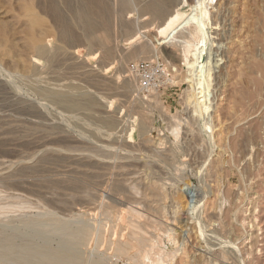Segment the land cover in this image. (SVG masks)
Returning <instances> with one entry per match:
<instances>
[{
    "label": "rangeland",
    "instance_id": "374dc122",
    "mask_svg": "<svg viewBox=\"0 0 264 264\" xmlns=\"http://www.w3.org/2000/svg\"><path fill=\"white\" fill-rule=\"evenodd\" d=\"M63 1L56 2L64 12L68 9H65L67 7L62 4ZM74 1L73 5H78L79 1ZM110 1L109 5L113 3L111 8L112 11H115L113 15H116L112 18H116L115 25L113 22L112 33L115 34L116 31L119 33L118 35L117 33L112 34L114 35L113 41L117 43L118 40L117 44L115 42L113 44L115 47L122 45L123 49L118 47L116 52L119 53L117 50H122L123 53H119L121 57L116 53L117 59L112 60V63L109 61L101 63L102 51L97 48L92 49L85 43L74 49L65 46L59 40L58 30L51 18L42 14L39 0H34V11L40 18L42 17L44 22L42 27L37 29L39 34L36 33L39 36L43 34L42 39L46 36L44 42L46 45L48 44L52 53L55 48H60L65 52L64 58H67V60L63 58V62L61 60L57 64L59 67L66 65L62 68L66 71H62L60 67L62 72H53L57 71L59 67L56 66L58 69L54 70L55 66L52 63L48 65V62L42 61V65L38 67L39 70L46 73L43 75L40 71L41 75H36L33 64L27 62L31 66L29 67L17 62L20 58L30 56L26 42L24 43L26 40L25 30H27L30 21H28L23 0H0V85L6 86L5 89L0 86V141L6 140L4 144L9 147L10 151L12 150V155H14L12 157L9 151L6 152V156L0 152V179H6L11 174L18 173L23 167L25 168L22 175L19 172L18 176L15 174L17 177L11 178L13 183L16 182L15 188L17 185L22 186H18L19 189L16 188L15 192L12 184L11 188L10 185H4L8 188L3 187L4 179L2 180L0 205H5V207L11 204L30 206L29 209L6 211V214L4 213L0 217V223L3 221L2 224H4L9 219L16 222L22 218L31 221L38 218L47 223L52 221L54 224L72 222L74 227L79 223V226L88 225L91 227V233L85 239H80V242L77 241L83 264H95L100 260L105 264H141V262L149 264L151 261L150 264L153 262V264H160L159 260L156 261L157 257V259L161 257L162 262L163 258L166 259L163 264L165 262V264H218V262L219 264H264V0H231L232 5L226 12L227 14L225 13L226 15L216 12L219 16L214 13V17L213 14L210 22V35L213 36L211 61L213 63L218 59L220 62L218 65L215 62L212 64L216 67L211 72L213 74L211 75L213 83H210V90L212 89L210 91L211 109L210 113L202 119L190 118V114L183 104L186 92L191 88L185 81L187 73L179 49L174 47V50L167 44L162 45L164 40L160 42L161 45L159 43L157 45L156 42L159 41L156 40L157 30L154 24L141 29V31L143 36L150 34L154 37L150 40L152 39L151 46H155L156 49H153V52L148 55L155 57L151 60H142L140 58L146 55L141 54L139 59L128 61L126 53H129V49L132 52L131 49L134 50L132 47H136V45L129 46L124 41V35L120 31L118 23V18L120 22V17H118L120 14L119 0L118 2H113L117 0ZM215 2L217 0L214 1L213 7L216 5ZM189 10L187 8L185 12H189ZM131 12L126 17L130 15L132 20L138 18L137 12ZM64 13L71 18L68 11ZM228 14L230 15L227 17ZM214 21L218 25H215ZM3 33H5V38L2 37ZM229 33L230 36H227ZM239 43H243V45L239 47ZM234 45L236 47H233ZM122 56L123 59L125 58L124 62L128 61L124 63V66L120 59ZM20 60L22 61V59ZM157 60L163 62L166 67L164 72L156 73L159 82L157 84L162 83L159 85L160 89L151 94L138 92V74L133 73L131 67L137 63L156 62ZM107 62L109 65H106ZM71 64H74L73 71H68L67 66L69 67ZM21 66L23 67L22 72ZM73 66H70L69 69ZM24 70L30 71L24 72V74ZM90 70L94 72L89 73ZM67 72L70 77L67 76ZM71 72L74 76L72 78ZM31 74L35 76H31ZM62 74L65 77L59 79L58 77L63 76ZM89 74L93 78L96 75L97 78L101 75L103 77L101 76L99 80L96 79V85L91 82L92 86L89 88L88 82L90 81L86 79L89 78ZM128 75L131 79H126ZM30 76L35 80L33 78L30 80ZM66 76L68 80L65 79ZM112 77L119 81L118 84ZM73 78L82 81L78 83ZM101 78L106 81L101 83L103 81ZM54 79L61 82H53ZM133 79L136 87L128 93H123L124 84L121 82ZM16 80L22 81L19 84ZM112 80L117 86L112 83ZM83 82L88 85H83ZM104 85H108L107 89ZM109 86H111L109 91L115 88L118 90L109 92ZM39 87L60 94L72 87L74 88L73 92H76L74 98L77 103H87L86 100H90L89 98L94 104L97 103L93 107V112H95H92V108L84 106L86 103H79L80 108L77 106L70 109L61 104L45 101L37 93L39 89H35ZM120 91L122 95L118 96ZM33 92L34 94H32ZM112 95L115 96L112 97ZM105 96L111 98L106 97L109 99L106 100ZM84 99L86 100L84 101ZM30 107H35V109ZM78 110L79 112H77ZM90 117L92 118L90 119ZM107 118L109 119L107 120ZM117 121L119 122L117 123ZM180 121L183 123L180 126V136L176 139L172 135V127ZM142 123L146 124L145 131L141 128ZM37 137L38 139H36ZM60 140L59 146L62 148L54 145L57 144L56 141L60 143ZM28 141L35 144L40 141L37 144L38 148L28 144ZM109 142H112L113 145ZM38 145H43L44 148ZM93 148L97 150L93 151ZM43 152L48 153L44 154ZM72 152L77 153L72 154ZM63 153L65 158L60 157ZM107 153L112 154L113 157L109 154L108 159L104 158ZM98 154L103 157L100 158ZM47 155L50 162L44 160ZM74 157L77 159V165ZM88 157L90 159L85 160ZM78 160L80 161L78 162ZM98 161L99 163H97ZM92 162L93 164H91ZM78 165L80 166L78 167ZM100 173L102 176L98 177ZM86 184H90V186ZM24 188L25 190H23ZM79 188L82 191H79ZM74 192H76L75 195H73ZM72 196L75 197L70 198ZM131 210L138 211L141 216L133 217ZM44 211H47V214ZM79 219L81 222H78ZM130 223L141 226L145 235L151 240L146 247L147 250H150V246L154 245L151 261L139 262L138 259H131V257L136 258L137 255L134 250L130 251V256L116 253V249H114L116 245L129 236ZM161 254H164L163 257ZM165 254L168 257H164ZM169 256L171 257L169 258ZM232 258L234 260H231Z\"/></svg>",
    "mask_w": 264,
    "mask_h": 264
},
{
    "label": "bare ground",
    "instance_id": "6f19581e",
    "mask_svg": "<svg viewBox=\"0 0 264 264\" xmlns=\"http://www.w3.org/2000/svg\"><path fill=\"white\" fill-rule=\"evenodd\" d=\"M23 0V5H25L24 9L26 11V14H27V17L29 18L28 21H30L29 25H27V30L25 35V39L24 40V43L26 42V47L28 49V54H29V51H30V56H27L29 58H20L22 59V61L19 59V61L17 62H20V63H23V65H30V64H27L28 63H31L33 64V67L36 69V75H39L41 72L43 73V71L39 70V67L38 66H41L42 65V61H46L48 62V65L49 64H53L55 66L54 70L56 69V66H58L57 64L61 62H63V58L65 55V52L60 49V48H55L54 49V52L52 53L49 48H48V44L46 45L45 42H44V39L43 38V34H41L40 36L38 35L39 33L37 32V29H39V27L41 28L42 25H43V21H42V17L40 18V16L38 14H36V12L34 11V0ZM56 1L58 0H39V6H40V10L42 12L43 15H46L48 17L51 18L52 22L55 24L56 28H57V32L59 33V40L65 44V46L69 47V48H75V47H78V46H81L82 44L85 43L88 44L92 49L93 48H97L99 49V51L101 50L102 51V55H103V59L102 57H100L102 59V61H100L101 63H103V61H109L111 62L112 60L114 59H117L116 57V48H120V49H123L121 48V46H118L115 47V45L113 44L114 42L116 43V41H113L112 37L117 33V31L114 33H112V30H113V22L114 20L116 19H112L114 17H116V15H113L115 13V11H112V8L111 6L113 5H109V1L110 0H78L79 2L77 3L78 5H73L75 3L74 0H64L62 4H65L67 8L65 9H68V10H65L64 12H69L70 15H71V18H69L68 14H65L63 11H62V8L60 7L59 3H57ZM74 1V3H73ZM77 1V0H76ZM113 1V0H111ZM110 1V2H111ZM214 1L216 0H119V5L120 9L119 10V16L120 17V22H119V18H118V23L120 25V31L123 33L122 35L123 38H124V41L127 42V45L129 46H134L136 45V47H132L134 48L131 49L132 52H130V49H129V53L127 52H124L126 54H128L126 56V58L128 57V61L129 60H132V59H139V55L143 54V55H146L148 57H142L140 59H153L155 56L152 55V56H149L148 54L152 53L153 52V49H156L155 46L152 47L151 46V40L150 38H152L153 36H150V34H146L143 36L142 34V31L141 29H145L147 27H150L152 25H156V30H157V41L159 42H156V44L158 45H161L160 42L162 40L163 44H167L168 46L170 47H174L175 48H178L179 51H180V56L182 57V61L184 62L183 66L185 67L186 69V73H187V76L185 78V81L189 84L191 90L190 91H187L186 92V97L184 98V101H183V104L186 108V110H188V114H190V118H205L206 115H208L210 113V109H211V99H210V88H211V85L210 83L212 84L213 82H211V79L213 78V74H211L212 72V69H214L216 67V65L219 64L220 60H215L214 62L217 63L215 66L212 65V41H213V36L211 37L210 35V22H211V19H212V16L214 13L218 12L220 13L221 15L225 14L226 12H228L230 10V7L232 5V1L231 0H217L216 5L215 7H213V4H214ZM113 2H118L117 1H113ZM26 3V4H25ZM61 3V2H60ZM116 4V3H114ZM117 6V7H118ZM116 7V6H114ZM189 8V12H185V9ZM212 12V10H214ZM118 13V10H116ZM137 12L139 15L138 18L132 20V18H130V15H128V17H126V15L129 13V12ZM113 12V13H112ZM132 13V12H131ZM217 14V13H216ZM227 14V13H226ZM225 14V15H226ZM218 15V14H217ZM216 15V16H217ZM230 14L227 15V17L229 16ZM219 16V15H218ZM214 17H215V14H214ZM142 19V20H141ZM216 20V19H215ZM116 21V20H115ZM226 21V20H225ZM224 22V21H223ZM228 22V21H227ZM226 22V23H227ZM117 23V24H118ZM214 24L215 25H218L217 22L214 21ZM114 25H115V22H114ZM227 25V24H226ZM118 26V25H117ZM116 27V26H115ZM227 27V26H226ZM117 29V28H116ZM217 29V28H215ZM226 29V28H224ZM229 31H230V28H228ZM154 31V30H152ZM228 31V30H226ZM38 34H37V33ZM216 32V31H215ZM232 33V30L230 31ZM234 32V30H233ZM5 33H3V36ZM114 34V35H112ZM119 33H117L118 35ZM145 34V33H144ZM228 34V33H227ZM234 34V33H232ZM231 34V35H232ZM116 35V36H117ZM42 36V38H41ZM115 36V38H116ZM120 36V35H119ZM224 36V35H223ZM227 36H230V33L229 35ZM237 36V35H236ZM121 37V36H120ZM234 37V36H233ZM5 38V37H4ZM3 38V39H4ZM122 38V37H121ZM122 38V39H123ZM154 38V37H153ZM229 38V37H228ZM227 38V39H228ZM232 38V37H231ZM117 39H120V38H117ZM116 39V40H117ZM46 41V40H45ZM239 41V40H238ZM233 42V41H232ZM241 42V41H240ZM117 43H118V40H117ZM116 43V44H117ZM216 43V42H215ZM226 43V42H225ZM224 43V44H225ZM238 43V42H236ZM120 44V43H119ZM218 44V43H217ZM221 44V43H220ZM232 44V43H231ZM235 44V43H234ZM24 45V44H23ZM228 45V44H227ZM230 45V43H229ZM243 45V43H239V47ZM3 46V45H2ZM231 46V45H230ZM64 47V46H62ZM65 47V48H67ZM220 47V45H219ZM226 47V46H225ZM224 47V48H225ZM232 47V46H231ZM233 47H236L235 45ZM53 48V47H52ZM223 48V47H222ZM230 48V47H229ZM242 48V47H241ZM240 48V49H241ZM27 49H26V52H27ZM126 49V48H124ZM127 49V50H128ZM228 50V48H226ZM231 49V48H230ZM236 49V48H235ZM238 49V50H240ZM68 50V49H67ZM175 50V49H174ZM120 52L123 53V51L121 50H117ZM126 51V50H124ZM230 51V50H229ZM25 52V53H26ZM159 52V51H158ZM224 52V51H223ZM234 52V50H233ZM118 53L117 56H120ZM217 53V52H216ZM226 53V52H225ZM159 54V53H158ZM178 54V53H177ZM220 54V53H219ZM239 54L240 51H239ZM24 56H26L27 54H23ZM231 55V54H230ZM233 55V54H232ZM238 55V54H236ZM69 56V55H68ZM142 56V55H141ZM172 56V55H171ZM121 57V56H120ZM118 57V58H120ZM218 57V56H217ZM229 57V56H228ZM235 56H233L234 58ZM239 57V56H238ZM237 57V58H238ZM241 57V56H240ZM19 58V57H18ZM66 58V57H65ZM64 58V59H65ZM214 58V57H213ZM236 58V57H235ZM71 59V58H70ZM122 61L125 59H123V56L122 58ZM239 59V58H238ZM18 60V59H17ZM67 60V58L65 59ZM64 60V62H65ZM119 60V59H118ZM214 60V59H213ZM230 60V59H228ZM236 60V59H235ZM121 61V60H120ZM127 61V60H126ZM125 61V62H126ZM127 61V62H128ZM227 61V60H226ZM236 61H239V60H236ZM235 61V62H236ZM73 62V61H72ZM71 62V63H72ZM109 62L106 63V65L108 64L109 65ZM123 61V66H124V63ZM19 63V64H20ZM67 63V61H66ZM77 63V62H76ZM75 63V64H76ZM100 63V64H101ZM112 63V62H111ZM63 64V63H61ZM60 64V65H61ZM21 65V64H20ZM20 65H18V67H20ZM24 65V66H25ZM47 65V63H46ZM47 65V66H48ZM69 65V64H68ZM74 65V64H73ZM72 64L70 66H73ZM77 65V64H76ZM75 65V66H76ZM231 65V64H229ZM228 65V66H229ZM233 65V63H232ZM26 66V67H28ZM66 66V65H64ZM64 66H60L61 67V70L62 71H66V69H62L64 68ZM69 66V67H70ZM79 66V65H77ZM22 67V66H21ZM31 67V66H29ZM32 67V68H33ZM49 67V66H48ZM59 67V66H58ZM57 67V69H58ZM60 67L57 71H53V72H58L61 71L60 70ZM69 67L67 66V70L70 71L74 68V66L72 68L69 69ZM226 67V66H225ZM25 68V67H24ZM19 69V68H18ZM29 69V68H28ZM42 69V68H41ZM48 69V68H47ZM51 69V67H50ZM228 69V67H227ZM21 72L23 70V67L22 69H20ZM32 70V69H31ZM45 70V69H44ZM111 70V69H110ZM27 71V72H26ZM24 70L23 73H28L30 70ZM41 71V72H40ZM48 71V70H47ZM51 71V70H50ZM50 71H49V74H50ZM61 71V72H62ZM73 71V70H72ZM78 71V70H77ZM228 71V70H227ZM33 72V71H32ZM51 72V73H53ZM89 73L90 72H94V71H88ZM131 72V71H130ZM214 72V71H213ZM24 73V74H25ZM46 73V72H44ZM43 73V75H45ZM48 73V72H47ZM69 72H67L68 74ZM77 73V72H76ZM132 73V72H131ZM22 74V75H24ZM34 74H31V76H33ZM64 74V73H63ZM62 74V75H63ZM71 74V78L73 76L72 72L70 73ZM223 74V73H222ZM29 75V74H28ZM41 75V74H40ZM54 75V74H53ZM66 75V74H64ZM60 76L58 77L59 79H61V77H65V76ZM99 75V74H98ZM132 75V74H131ZM226 75V74H225ZM230 75V74H229ZM30 76V80L31 77ZM35 76V75H34ZM56 76V75H55ZM59 76V75H57ZM69 76V74L67 75ZM66 76V80H68V77ZM78 76V75H77ZM77 76L75 77L77 79ZM88 76V75H87ZM92 76H94L92 74ZM97 76V75H96ZM91 77L90 74H89V78H86L88 79L90 82L89 85L88 83H84L83 85H88L89 88L90 86H92V84H90L91 82L94 84L99 78L102 76H100L99 78L97 77ZM122 76V75H121ZM41 77V76H40ZM70 77V76H69ZM74 77V76H73ZM103 77V76H102ZM120 77V76H119ZM128 77V78H127ZM133 77V75H132ZM212 77V78H211ZM22 78V77H21ZM28 78V77H27ZM54 78V77H52ZM70 78V79H71ZM75 78L74 81L76 80ZM79 78V77H78ZM105 78V77H104ZM113 80L115 82H118L116 79H114V77H112ZM29 79V78H28ZM35 80V78H33ZM57 79V78H55ZM52 80L53 82L55 81ZM72 79V80H73ZM80 79V78H79ZM102 79V78H101ZM100 79V80H101ZM106 79V78H105ZM103 80L101 81L102 82H105L106 80ZM110 79V78H109ZM118 79V78H117ZM126 79H131L128 76H126ZM126 79H124L126 81ZM19 80V79H18ZM26 80V79H25ZM29 80V81H30ZM44 80V79H42ZM50 80V79H48ZM108 80V79H107ZM112 80V81H113ZM119 80V79H118ZM123 80V81H124ZM17 81V80H16ZM22 81V80H20ZM18 82L19 84L21 82ZM47 81V80H46ZM78 81V80H76ZM82 81V80H80ZM80 81H78V83H80ZM86 81V80H85ZM94 81V82H93ZM111 81V79H110ZM114 81L112 83H114ZM121 82L124 84V87L123 85L121 86V88L123 87V93H128L129 91H131L132 89H134L136 86L134 84V79L133 80H130L128 82ZM28 82V80H27ZM43 82V81H41ZM56 83L58 82H61V81H55ZM66 82V81H64ZM9 83V82H8ZM35 83V82H34ZM44 83V82H43ZM3 84V83H1ZM28 85V83H25ZM30 84V83H29ZM63 84V83H62ZM67 85V83H65ZM99 84V83H98ZM115 84V83H114ZM114 84H111V85H114ZM117 84H115L117 86ZM5 85V84H4ZM11 85V84H10ZM33 85V84H32ZM60 85V84H59ZM85 85V86H86ZM96 85V83H95ZM102 85V84H100ZM110 85V84H109ZM120 85V84H119ZM2 87V89H5L6 86H3V85H0ZM37 86V85H36ZM105 86V85H104ZM107 86L106 85V89H107ZM38 87V86H37ZM41 87V86H40ZM39 88H35V89H39L37 91V93L42 96L45 101H49L51 103H57V104H61V105H64L65 107H68L70 109L74 108V107H79L80 104H85L86 102L84 103H77L76 102V99L74 98V88L72 87H69L68 91L66 89V92H63L62 94L60 93H56L52 90H49V89H40ZM68 87V85H67ZM66 87V88H67ZM104 87V88H105ZM111 86L108 87V91H109V88ZM119 87V86H118ZM34 88V87H32ZM49 88V87H48ZM138 88V87H137ZM30 89V88H29ZM103 89V88H101ZM116 89V88H115ZM115 89H112L114 90L113 92H116ZM59 90V89H58ZM109 91V92H112ZM118 90V89H116ZM33 91V90H32ZM92 91V89H91ZM105 91V90H104ZM36 92V91H35ZM96 92V91H95ZM99 92V91H98ZM107 92V90H106ZM106 92H103V93H106ZM136 92V91H134ZM138 92H140V89L138 88ZM89 93V92H88ZM155 93V92H154ZM34 94V92L32 93ZM79 94V93H78ZM83 94V93H82ZM108 94V93H106ZM105 94V95H106ZM111 96V93H109ZM113 94V93H112ZM118 94V93H117ZM120 95L118 96H121L122 93L120 91L119 93ZM100 95V94H99ZM124 95V94H123ZM126 95V94H125ZM158 95V94H157ZM79 96V95H78ZM95 95H93L94 97ZM115 95H112V97H114ZM117 96V95H116ZM117 96V97H118ZM127 96V95H126ZM130 96V94H129ZM154 96V95H152ZM151 96V97H152ZM90 97V95H89ZM92 97V96H91ZM92 97V98H93ZM96 97V96H95ZM108 97V96H105L104 99ZM97 98V97H96ZM99 98V97H98ZM101 98V97H100ZM108 98H111V97H108ZM108 98H106V100H109ZM126 98V97H125ZM129 98V97H127ZM126 98V99H127ZM20 99V98H19ZM90 100H86L84 99V101L86 100L87 103L84 105V106H87V108H92V112H93V107L95 106V104L97 105V103L94 104L93 101H91V98H89ZM115 99V98H114ZM120 99V98H119ZM124 100V98H122ZM121 99V100H122ZM15 100V98H14ZM96 100H99V99H96ZM121 100H119L121 102ZM7 101V100H6ZM77 101H80V100H77ZM83 101V99H82ZM159 102V101H158ZM16 103V101H15ZM20 103V102H18ZM17 103V104H18ZM100 103H103V102H100ZM22 104V103H21ZM151 104V103H150ZM118 105V104H117ZM157 105H160V104H157ZM100 106H102L100 104ZM61 107V106H60ZM119 107V106H118ZM24 108V107H23ZM29 108V107H27ZM31 109L33 108V110L35 109V107H30ZM59 108V107H58ZM80 108V107H79ZM78 108V109H79ZM104 108V107H103ZM107 108V107H106ZM116 108V107H115ZM66 109V108H65ZM97 109V108H96ZM67 110V109H66ZM74 110V109H73ZM85 110V109H84ZM117 111V110H116ZM73 112V111H72ZM79 112V110L77 111ZM91 112V111H90ZM95 112V111H94ZM93 112V113H94ZM100 112L97 111V113ZM119 112V111H118ZM76 113V111L74 112V114ZM96 113V114H97ZM101 113H102V109H101ZM104 113V112H103ZM99 114V113H98ZM116 115V114H115ZM99 116V115H98ZM101 116V115H100ZM171 116V114H170ZM178 116V115H176ZM94 117V116H93ZM102 117V116H101ZM114 117V116H113ZM92 117H90L91 119ZM105 118V116H104ZM116 118V117H115ZM173 118V117H172ZM210 118V116H209ZM109 118H107L108 120ZM111 119H113L111 117ZM174 119V118H173ZM96 120V119H94ZM101 120V119H99ZM117 120V118H116ZM123 120V119H122ZM179 120V119H177ZM176 120V121H177ZM106 121V120H105ZM109 121H112V120H109ZM61 122V121H60ZM79 122V120H78ZM119 121H117L118 123ZM74 123V122H73ZM81 123V122H80ZM84 123V122H83ZM86 123V122H85ZM98 123V121H97ZM109 123H112V122H109ZM183 123V122H182ZM181 121L180 122H177L176 125H174L172 127V135L178 139V137L180 136V126H181ZM76 123H74L75 125ZM113 124V123H112ZM175 124V123H174ZM63 125V124H62ZM77 125V124H76ZM89 125V124H88ZM109 125V124H108ZM118 125V124H117ZM206 125V123H205ZM204 125V126H205ZM79 127V125H77ZM86 126V125H85ZM104 126V125H103ZM107 126V125H105ZM111 126V125H110ZM62 127V126H61ZM108 127V126H107ZM115 127V126H114ZM118 127V126H117ZM124 127V126H123ZM146 124L145 123H142V127L145 131L146 130ZM207 127V126H205ZM57 128V127H56ZM92 128V127H91ZM95 128V127H94ZM208 128V127H207ZM82 129V127H81ZM93 129V128H92ZM91 129V130H92ZM98 129V128H97ZM95 129V130H97ZM106 129V128H105ZM210 129V127H209ZM207 129V130H209ZM108 130V129H107ZM206 130V131H207ZM52 131V129H51ZM86 131V130H85ZM105 131V130H104ZM116 131V130H115ZM142 131V130H141ZM212 131V130H211ZM99 132V131H98ZM103 132V131H102ZM112 132V131H111ZM209 132V131H208ZM53 133V132H51ZM58 133V132H57ZM74 133V132H73ZM118 133V132H117ZM212 133V132H211ZM46 134V133H45ZM59 134V133H58ZM68 134V133H67ZM71 134V133H70ZM90 134V132H89ZM91 135V134H90ZM95 135V134H94ZM206 135V134H205ZM46 136V135H44ZM50 136V135H49ZM70 136V135H69ZM92 136V135H91ZM100 136V135H99ZM105 136V135H104ZM102 136V137H104ZM115 136V135H114ZM73 137V136H71ZM106 137V136H105ZM211 138V136H210ZM34 139V138H33ZM38 139V137L36 138ZM36 139H34L35 141H37ZM72 139V138H71ZM110 139V138H109ZM57 140V139H56ZM63 140V139H62ZM70 140V138H69ZM68 140V142H69ZM94 140V139H93ZM113 140V139H112ZM16 141V140H14ZM33 141V140H31ZM31 141H28L27 143L28 144H32L33 146H35V148L37 147V144L40 143H30ZM71 141V140H70ZM91 141V140H89ZM0 152H2L3 155L6 156V152L8 153V151L10 152V155H12V150L10 151L9 147H7L4 142H6V140L4 141H0ZM38 142V141H37ZM48 142V141H47ZM46 142V143H47ZM50 142V141H49ZM57 144H54V145H57L58 147H61L59 146V144H61V140H60V143H58V141H56ZM55 142V143H56ZM63 142V141H62ZM75 142V141H74ZM80 142V141H78ZM65 143V142H64ZM76 143V142H75ZM82 143V142H81ZM80 143V144H81ZM98 143V142H97ZM107 143V142H106ZM112 144V142H109ZM35 144V145H34ZM42 144V143H41ZM78 144V143H77ZM101 144V143H100ZM99 144V145H100ZM120 144V143H119ZM124 144V143H123ZM48 145V144H47ZM64 146V144H62ZM70 145V144H68ZM73 145V144H72ZM79 145V144H78ZM113 145V144H112ZM127 145V144H126ZM39 147L43 146V145H38ZM74 146V145H73ZM76 146V145H75ZM89 146V145H88ZM91 146V145H90ZM95 146V145H94ZM54 147V146H53ZM65 147V146H64ZM72 147V146H71ZM38 148V147H37ZM44 148V146H43ZM47 148V147H46ZM57 148V147H56ZM62 148V147H61ZM60 148V149H61ZM67 148V147H65ZM90 148V147H89ZM92 148V147H91ZM173 148V147H172ZM171 148V150H172ZM181 148V147H180ZM52 149V148H51ZM59 150V148H57ZM70 149V148H68ZM83 149V148H82ZM81 149V150H82ZM85 149V148H84ZM46 150V149H45ZM54 150V149H53ZM73 150V149H72ZM71 150V151H72ZM80 150V149H79ZM86 150V149H85ZM96 151L97 149L93 148V151ZM177 150V149H176ZM100 151V150H99ZM183 151V150H182ZM74 152H75V149H74ZM72 152V154L74 153ZM14 153V152H13ZM44 153V152H43ZM45 153H48V152H45ZM44 153V154H45ZM77 153V152H76ZM74 153V154H76ZM59 155L61 154L58 153ZM84 154V153H83ZM102 155V152L100 153ZM98 154V156L100 155ZM108 154V153H107ZM104 155V158H107L109 156V154ZM172 154V153H171ZM1 155V154H0ZM56 155V153H55ZM86 155V154H85ZM96 155V154H95ZM112 156V154H110ZM174 155V154H173ZM187 155V154H186ZM14 155H12L13 157ZM52 156V155H51ZM77 156H79L77 154ZM117 156V155H116ZM115 156V157H116ZM4 157V156H3ZM9 157V156H8ZM53 157H55L53 155ZM57 157V156H56ZM60 157H64V153L62 156ZM68 157V156H67ZM76 157V156H75ZM74 157V159H75ZM100 157V156H99ZM103 157V156H101ZM100 157V158H101ZM110 157V156H109ZM108 157V158H109ZM113 157V156H112ZM111 157V159H113ZM118 157V156H117ZM203 157V155H202ZM6 158V157H5ZM10 158V157H9ZM15 158V157H14ZM58 158V157H57ZM65 158V157H64ZM80 158V156H79ZM82 158V157H81ZM95 158V157H94ZM107 158V159H108ZM174 158V157H173ZM205 158V156H204ZM7 159V158H6ZM40 159V158H39ZM67 159V158H66ZM73 159V161H74ZM83 159V158H82ZM90 159V157L88 158H85V160H88ZM92 159V157H91ZM200 159V158H199ZM202 159V158H201ZM38 160V159H37ZM44 160L45 161H49V156H45L44 157ZM64 160V159H63ZM69 160V159H68ZM77 159H75L76 161ZM81 160V159H80ZM78 160V162L80 161ZM102 160V159H101ZM115 160V159H113ZM206 161V159H204ZM12 161V160H11ZM14 161V159H13ZM12 161V162H13ZM67 161V160H66ZM73 161H71L73 163ZM89 161H92V160H89ZM108 161V160H107ZM110 161V160H109ZM175 161V160H174ZM203 161V159H202ZM44 162V161H43ZM50 162V161H49ZM94 162V161H93ZM93 162L91 164H93ZM102 161H100L101 163ZM105 163V161H103ZM41 163V162H40ZM39 163V164H40ZM53 163V161H52ZM76 165H77V161L75 162ZM81 163V162H80ZM99 163V161L97 162ZM43 164V163H42ZM41 164V165H42ZM67 164V163H66ZM102 164V163H101ZM36 165V164H34ZM44 165H46L44 163ZM68 165V164H67ZM70 165V164H69ZM74 165V164H73ZM72 165V166H73ZM85 166V163L83 164ZM57 166V165H56ZM80 165H78L79 167ZM111 166V165H110ZM109 166V167H110ZM30 167V166H29ZM28 167V168H29ZM60 167V166H58ZM65 168V165L63 166ZM96 167V166H95ZM98 167V165H97ZM103 167V166H102ZM107 167V166H106ZM105 167V168H106ZM114 167V165H113ZM27 168V169H28ZM41 168V167H40ZM61 168V167H60ZM84 168V167H83ZM91 168V167H89ZM88 168V169H89ZM115 168V167H114ZM22 169V168H20ZM92 169H95V168H92ZM25 170V168L23 167L22 170H20L19 172L21 173L22 175V172ZM98 170V168H97ZM96 170V171H97ZM17 171V170H16ZM28 171V170H27ZM53 171V170H52ZM99 171V170H98ZM19 172L15 173L17 176L19 174ZM32 172H35L34 170H32ZM59 172V171H58ZM93 172V171H92ZM100 172V171H99ZM31 173V171H30ZM47 173V172H46ZM86 173V172H85ZM84 173V174H85ZM15 174H11L10 177L8 178H1L0 179V184L2 183V180H3V183H2V186L5 187L4 185H10V188H11V184L12 186L15 188L14 184L16 183H13V179L11 181V178L12 177H15L16 175ZM36 174V173H35ZM51 174V173H50ZM24 175V174H23ZM26 175V174H25ZM24 175V176H25ZM54 175V173H53ZM91 175V174H90ZM96 175V174H94ZM101 175V173L98 175V177ZM16 176V177H17ZM50 176V175H49ZM102 176V175H101ZM100 176V177H101ZM105 176V175H104ZM103 176V177H104ZM52 177V176H51ZM92 177H95L92 175ZM19 178V177H18ZM23 178V177H22ZM71 178V177H70ZM73 179V178H72ZM75 179V178H74ZM88 179V178H86ZM85 179V180H86ZM90 179V178H89ZM88 179V180H89ZM93 179V178H92ZM15 180V179H14ZM65 180V179H64ZM81 180V178H80ZM84 180V181H85ZM86 180V181H88ZM5 181V182H4ZM7 181V182H6ZM16 181V180H15ZM50 181V180H49ZM83 181V179H82ZM45 182V181H44ZM55 182V181H54ZM99 182V181H98ZM97 182V183H98ZM101 182V181H100ZM74 183V182H73ZM81 183V181H80ZM93 183V182H92ZM96 183V184H97ZM21 184V183H19ZM54 184V183H53ZM60 184V183H59ZM72 184V182H71ZM99 184V183H98ZM119 185V183H117ZM121 184V183H120ZM156 184V183H155ZM154 184V185H155ZM16 185V184H15ZM57 185V184H56ZM65 185V184H64ZM67 185V183H66ZM78 185V184H77ZM86 185H89L90 184H86ZM94 185V184H93ZM116 185V184H115ZM117 185V186H118ZM19 185L16 186V188H18ZM80 186V184H79ZM85 186V185H84ZM120 186V185H119ZM2 187V188H3ZM12 187V188H13ZM19 187H22V186H19ZM59 187V185H58ZM65 187V186H64ZM63 187V188H64ZM88 187V186H86ZM158 187V186H157ZM5 188H8L5 187ZM9 188V189H10ZM13 188V189H14ZM16 188L13 190L14 192L16 191ZM68 188V187H67ZM65 188V189H67ZM90 188V187H89ZM88 188V189H89ZM159 188V187H158ZM19 189V188H18ZM63 189V190H65ZM81 188H79V191H82L80 190ZM83 189V188H82ZM119 189V188H118ZM157 189V188H156ZM12 190V189H10ZM25 190V188L23 189ZM68 190V189H67ZM86 190V189H85ZM84 190V192H86ZM50 191V190H49ZM70 191V190H69ZM78 191V190H76ZM58 192V191H56ZM84 192H83V195H84ZM156 192V191H155ZM1 193V192H0ZM53 193V192H52ZM55 193V192H54ZM76 192H74L73 195H75ZM79 194V193H78ZM77 194V195H78ZM91 194V193H89ZM55 195V194H53ZM64 195V194H63ZM67 195V194H66ZM90 196V195H89ZM161 196V195H160ZM57 197V196H55ZM60 197V196H59ZM58 197V198H59ZM63 197V196H62ZM66 197V196H65ZM75 197V196H74ZM73 196L70 197V198H74ZM77 197V196H76ZM79 198V197H78ZM81 198V197H80ZM204 198V197H203ZM65 199V198H63ZM62 199V200H63ZM61 200V199H60ZM77 200V199H76ZM53 201V200H52ZM55 201V200H54ZM65 201H67L65 199ZM75 201V200H74ZM82 201H83V198H82ZM63 202V201H62ZM23 204V203H22ZM16 204H11V205H3L1 206L0 205V217L1 215H3L4 213L6 214V211H10V210H24L26 208H30L29 207H26L25 205L23 206H18V204L15 206ZM32 206V205H31ZM34 208V207H33ZM108 210V209H107ZM106 210V211H107ZM132 211V210H131ZM13 212H16V211H13ZM17 212H20V211H17ZM45 212V211H44ZM55 212V211H54ZM10 213V212H9ZM47 214V211L45 212ZM44 213V214H45ZM56 213V212H55ZM54 213V214H55ZM107 213V212H106ZM8 214V213H7ZM36 214V213H35ZM132 215L133 217H136V216H141V214L139 215L138 214V211L134 212L132 211ZM53 215V214H52ZM57 215V214H56ZM55 215V216H56ZM48 216V215H47ZM53 216V217H55ZM210 216V215H209ZM212 216V215H211ZM21 217V216H19ZM32 217V216H31ZM61 217V216H60ZM25 218V216H24ZM30 218V217H29ZM42 218V217H41ZM212 218V217H211ZM17 219V218H16ZM16 219H13V220H16ZM55 219V218H54ZM78 220V219H77ZM211 221V220H210ZM209 221V223H210ZM213 221V220H212ZM78 222H81L80 219ZM3 223V221H2ZM0 223V264H62V259H61V256H60V252L61 251H65V250H68V251H71L74 253V255L76 254V264H77V260H78V264H83V261H82V255L80 253V251L78 250V247H77V241L80 242V239L83 240L85 239V237H88V235L91 233V227L88 226V225H84V226H79V225H75V227L73 226L74 223L72 222H65V223H57V224H54L51 222H44L42 221L41 219H38L36 218L33 219V221L31 220H26V219H23L22 220L20 219L19 221L17 220L16 222H13L11 219H9L8 222L2 224ZM76 223V222H75ZM187 223V222H186ZM112 224V223H111ZM208 224V223H207ZM130 232L128 233V238L124 239V240H121L117 245H116V253L117 254H121V255H129L130 254V251L134 250L136 251V258L135 257H131V259H138L137 261L141 262V261H145V262H148L147 260L151 261L150 258L152 257L151 256V252H153V248H154V245H151V249L150 250H147L146 247L148 245V243L151 241L149 240V238L145 235L146 233L143 232L141 226L135 224V223H130ZM203 226V225H202ZM123 233V232H122ZM190 233V232H189ZM119 237V236H118ZM190 238V237H189ZM191 239V238H190ZM118 241V240H117ZM184 241V240H183ZM182 241V242H183ZM187 241V240H185ZM184 241V242H185ZM224 241V240H223ZM116 243V242H115ZM157 243V242H156ZM154 243V244H156ZM216 243V241H215ZM186 244V243H185ZM213 244V243H212ZM183 246H185L183 244ZM182 246V247H183ZM115 247V246H114ZM208 250V249H207ZM114 251V250H113ZM184 251V250H183ZM225 251V250H224ZM227 252V251H225ZM229 252V251H228ZM113 253V252H112ZM115 253V251H114ZM210 253V252H209ZM108 254V253H107ZM110 254V253H109ZM160 254V253H159ZM158 254V255H159ZM228 254V253H227ZM135 255V254H134ZM155 255V254H154ZM164 254H161V256L163 257ZM168 255H171V254H168ZM217 255V254H216ZM214 255V256H216ZM225 255V254H224ZM130 256V255H129ZM132 256V255H131ZM167 255L165 254L164 257H166ZM218 256V255H217ZM222 256V255H221ZM226 256V255H225ZM230 256V255H229ZM160 257V256H159ZM168 257V256H167ZM171 256H169L170 258ZM219 257V256H218ZM217 257V258H218ZM243 257V256H242ZM102 258V257H101ZM153 258V257H152ZM158 258V257H157ZM156 258V261L159 260V263L160 264H163L164 261H166V259L163 258V262H162V258L160 257L159 259ZM220 258V257H219ZM234 258V257H233ZM231 259V260H234V259ZM225 259V258H224ZM229 259V257H228ZM227 259V260H228ZM245 259V257H244ZM243 259V260H244ZM97 260V259H96ZM108 260V259H107ZM153 260V259H152ZM237 260V259H236ZM99 261V260H97ZM155 261V260H154ZM215 261V260H214ZM152 262V261H151ZM150 262V263H151ZM158 262V261H157ZM235 262V261H233ZM149 263V264H150ZM154 263V262H153ZM152 263V264H153ZM166 263V262H165ZM164 263V264H165ZM214 263V262H213ZM227 263V262H226ZM95 264H105L102 260H100L98 263H95ZM141 264H143L141 262ZM158 264V263H157ZM212 264V263H211ZM219 264V262H218ZM237 264V263H236Z\"/></svg>",
    "mask_w": 264,
    "mask_h": 264
},
{
    "label": "built area",
    "instance_id": "2783aa9c",
    "mask_svg": "<svg viewBox=\"0 0 264 264\" xmlns=\"http://www.w3.org/2000/svg\"><path fill=\"white\" fill-rule=\"evenodd\" d=\"M165 64L157 60L156 62L137 63L131 67V71L138 74L139 89L141 93L151 94L160 89L157 84L156 73L165 71ZM159 83V82H158Z\"/></svg>",
    "mask_w": 264,
    "mask_h": 264
},
{
    "label": "water",
    "instance_id": "95a60500",
    "mask_svg": "<svg viewBox=\"0 0 264 264\" xmlns=\"http://www.w3.org/2000/svg\"><path fill=\"white\" fill-rule=\"evenodd\" d=\"M60 256L62 259V264H76V262H75L76 254L74 255L73 252L68 251V250L61 251ZM77 264H78V260H77Z\"/></svg>",
    "mask_w": 264,
    "mask_h": 264
}]
</instances>
